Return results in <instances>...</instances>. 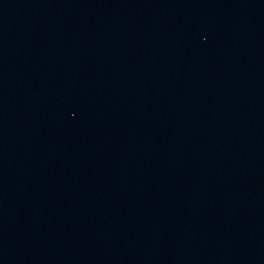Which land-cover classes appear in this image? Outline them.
Here are the masks:
<instances>
[{
	"label": "water",
	"instance_id": "water-1",
	"mask_svg": "<svg viewBox=\"0 0 264 264\" xmlns=\"http://www.w3.org/2000/svg\"><path fill=\"white\" fill-rule=\"evenodd\" d=\"M0 264H264V0H0Z\"/></svg>",
	"mask_w": 264,
	"mask_h": 264
}]
</instances>
